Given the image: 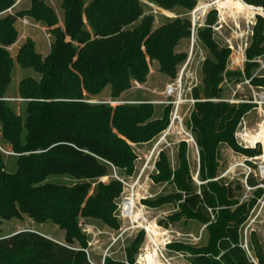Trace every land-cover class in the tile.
Listing matches in <instances>:
<instances>
[{"label": "trees", "instance_id": "1", "mask_svg": "<svg viewBox=\"0 0 264 264\" xmlns=\"http://www.w3.org/2000/svg\"><path fill=\"white\" fill-rule=\"evenodd\" d=\"M17 0H0V99L10 81L13 61L31 68L38 78L19 81L18 96L25 102L23 117L6 102L0 101V139L8 150L18 154L16 170L7 172L0 155V225L3 221L27 216L34 223L50 222L63 232V243L32 231L0 237V264H90L83 250L86 237L79 228V218L101 222L118 229L115 216L121 184L107 177L110 168L126 179L135 173L136 154L131 145L145 144L161 134L169 123L170 106L155 118L154 107L142 105L89 104L108 89L109 98L119 101L134 84L143 85L150 67H157L165 78L173 80L186 53L178 46L189 39V18L168 21L153 27V16L144 14L147 2L157 9L192 12L206 0H60L62 27L54 11L34 0L27 10L3 15ZM264 8V0H242ZM210 12L198 37L210 57L200 66V88L196 99H226L224 85L249 79L251 67L245 65L244 77L227 69L229 50L215 42L210 28L215 22ZM30 19L46 26L52 41L45 56L38 54L26 39L15 57L6 50L17 38V19ZM264 54V20L256 17L248 61ZM253 87L264 88V76L253 77ZM251 105L225 102H198L187 121V128L199 152L200 185L196 188L186 159V144L178 147V166L172 169L164 153L155 165L156 183L174 186L178 193L145 202L161 207L178 202L175 213L158 222L166 228L182 220L207 224V208L219 207L215 222L207 226V241L197 249L170 245L169 249L191 253V264H254L241 248L240 227L247 220L264 189L256 188L247 203L238 204L243 191L240 183H224L219 178V148L226 144L236 153L251 158L260 150L244 149L234 139L236 127ZM109 164V165H108ZM50 176H68L77 181L71 186L47 183ZM251 174L246 185L254 188ZM214 220V219H213ZM143 242L138 233L126 248L125 261L105 258L103 264H133ZM77 244L79 248H75ZM249 244L255 264H264V253L254 233ZM127 262V263H126Z\"/></svg>", "mask_w": 264, "mask_h": 264}, {"label": "rangeland", "instance_id": "2", "mask_svg": "<svg viewBox=\"0 0 264 264\" xmlns=\"http://www.w3.org/2000/svg\"><path fill=\"white\" fill-rule=\"evenodd\" d=\"M33 1L34 0H17L14 6L11 9L7 10L3 15L14 16L15 11L27 10L30 8ZM37 1L42 2L46 6H49L54 11L58 19V25L59 27H62L63 10L61 8L60 0ZM213 2H215L214 9L210 10L209 13L214 11V24L218 22L221 25L219 31H213L211 29L215 42L219 45V47L223 48H225L227 42L226 40L234 44L236 42V36L234 33L237 32V35L238 37H240L242 44L245 45L246 51V49L250 45L252 29L256 22V17H260L262 18V20H264V12L261 13V11L257 10H247L246 7L242 5V3H245L243 1L241 3L239 0H206L200 1L197 5H203ZM245 5L248 7H254L247 4ZM142 6L145 15L153 16L154 28L168 21H171L176 17H179L180 19H184L187 17L191 21V12L185 14L180 9H175L168 12L157 9L147 2L143 3ZM215 9H217L218 12L215 11ZM196 16H198L197 19L199 24L203 22V26L198 29L201 30L205 27L204 22L206 20V16L204 18L200 14V12L195 13V17ZM14 26L17 31L16 41L11 46L6 47V50L12 57L16 56L18 49L22 46L26 39H30L33 42L34 48L38 54H40L41 56H45L48 54L52 37L44 24L23 18L15 20ZM216 26H218V24ZM188 44L189 39H184L178 46V52L187 54ZM194 50L196 51V54L193 60V66H195V68L197 67L196 72L199 81L201 80V74L199 70L200 66L206 58L210 57V55L200 41L198 32L196 34ZM248 62L256 65L254 67H251L250 69V78L264 76V54ZM230 63L231 58L229 55L227 60V69L229 71L239 72L242 74V72L238 68H234V66H231ZM247 63L242 66L243 77L245 65ZM180 66L178 67V69L180 68ZM26 77L37 79L38 75L33 71V69L24 68L14 60L11 71V81L1 99H20L17 92V86L19 81ZM172 81L173 80L171 79L163 77L158 72L157 67L151 66L148 81L145 84L139 86L134 84V86L128 92L124 93L119 98V101H113V99L109 98V92L106 88L101 96L86 102L89 104H105L111 107L120 104H148L154 107L155 118H157L160 116L162 108L165 107L163 104H161V102L165 100L162 92L165 86ZM198 88H200V85L198 86ZM223 97H226L228 100L241 101L243 103L252 101L251 90L246 85L240 83L235 84V86L233 84L224 85ZM26 101L27 100H12L8 102H2H6L7 104H9V106L17 115L23 117ZM192 110L193 108L189 106H183L180 111L183 128L188 132L190 131L187 128V121L189 119V113H191ZM242 119L244 121L245 128L250 133L253 134L261 132L259 137L264 138V107H262V111L259 112L254 109L253 105H251ZM161 139L162 133L148 143L131 145L132 150L137 156V159L135 161V173L131 178L126 179L120 173L116 174L113 168H111V166L108 164V167L110 168L108 176L101 177L98 180L103 182H107L109 178L116 180L114 178L115 174L119 179L124 180L127 183L132 182L133 184L134 180L139 176V173L142 171L143 167L146 166L143 174H141L139 183L133 186V190L127 188L118 199V204L120 203L121 199L130 197L131 194H133L134 204H136V207L138 209L140 208V206H142L145 217H147L149 221H155L158 227L164 228L163 226L159 225L158 222L161 220L165 221L166 217L175 213L178 208V202L175 201L174 204H167L161 207H152L146 203H143V201L151 202L160 197L167 196L172 193H178L172 184L165 182L156 183L152 180L153 177L158 173L155 165L159 160V154L164 153L171 168L176 169V167L178 166V161L176 158L178 147L181 142H185V155L189 165L190 175L196 188L199 187L200 181L198 178L199 152L196 144L194 145L193 143L189 142L188 139L180 134L178 127H173L169 134L165 137V139ZM0 146L4 149L8 148V146L4 144L1 139ZM0 155L3 158L5 170L7 172H14L16 170V157H7L2 154ZM219 163V178L222 179L225 184L235 181L237 183H240L243 187V191L238 196L239 205L247 203V201L252 198L255 190L254 188L251 189L250 187H248L249 189H247L245 186L247 170L243 165L251 169L250 177L252 178V181L255 183V185L264 184V180H261L258 175V166H264V159L245 157L233 151L226 144H223L219 148ZM152 166L154 168H152ZM46 182L56 185L71 186L77 181L68 176H50L46 179ZM138 199L140 206L137 205ZM261 199H264V196H262ZM258 207L259 205H256L255 208L249 213L247 220L240 227L239 231L241 247L246 253L248 259L254 264V252L249 244L251 233H254L256 235V239L261 247L262 253H264V213H261L260 216L254 220V216L257 213ZM208 209L209 208L206 209V215L209 218V222L213 221L214 223L216 213L220 210V208H210V212L208 211ZM115 216L118 222V229H111L109 227H106L99 221L79 218V228L81 233L86 237L87 242L85 255L90 264H103L105 258L114 261L126 260V248L134 239L135 234L129 235L128 233H126L121 238H118L121 230L125 227V221L119 218L117 214H115ZM212 217L214 220L212 219ZM203 225L205 224H200L193 220H182L175 224H169L165 229L168 230L169 234L173 237L172 245H184L197 249L199 247H202L206 243L207 229H205L204 231L203 239L197 244H194L191 241L190 236H197ZM23 231H32L37 234H41L54 242H58L60 244L63 243V232L50 222L38 224L34 223L27 216H23L20 219L3 221L0 225V237H8L10 235ZM244 231H246V237H244ZM74 246L75 248H79L77 244H74ZM166 255L167 257L172 258L173 264H191L189 262L192 257L190 252H185L182 254L181 252L170 249V251H168Z\"/></svg>", "mask_w": 264, "mask_h": 264}, {"label": "built area", "instance_id": "3", "mask_svg": "<svg viewBox=\"0 0 264 264\" xmlns=\"http://www.w3.org/2000/svg\"><path fill=\"white\" fill-rule=\"evenodd\" d=\"M242 3V0H240ZM215 2L207 3L203 5H197L195 9L191 12L192 17L190 21V35H189V44H188V53L186 55V59L180 68L177 71L176 77L173 81L167 84L162 92L163 97L165 98L164 101L161 102L164 106H170L171 111L169 115V123L166 129L162 132V139L164 140L165 137L169 134L173 127L179 128V133L182 134L189 142L195 145V141L190 134V132L186 131L182 125V117H181V109L183 106H189L193 108V106L198 102L204 101H211V102H225L228 104H241V101H234L226 99H196L193 97L194 89L198 88L200 85V80L198 81L197 78V67L193 66V60L196 54L194 50V44L196 41V34L198 29L203 26L202 23H198V16L195 17V13L200 12V14L205 18L209 14V11L214 9ZM244 7L249 8V10H257L264 12V8L259 7H248L242 3ZM248 10V9H247ZM215 11L218 12L217 9ZM253 15V14H252ZM219 17V14H218ZM221 18V17H220ZM206 19V18H205ZM220 22V19H219ZM218 24V26H216ZM204 26L205 22H204ZM210 28L214 31H219L221 25L217 22L210 26ZM235 34L236 42L232 44L230 41L226 40L225 48L229 50V55L231 58V66L234 68H238L243 75L242 66L247 63V59L244 55L245 53V45L242 44L240 37H238L237 32ZM239 38V39H238ZM238 39V40H237ZM240 40V42H239ZM228 68V64H227ZM200 70V69H199ZM251 78L244 80L240 84L246 85L252 93V101L247 102L246 104L253 105L256 111L261 112L262 107H264V88L260 87H253L250 83ZM22 101L20 99H0V101ZM190 115V113H189ZM261 132L257 133H250L246 128L243 119L240 120L238 123L235 133L234 139L238 146L244 149H256L260 148L261 152L258 156L253 158L257 159H264V138L259 137ZM0 154L7 156V157H17L18 154L14 153L11 150L4 149L0 146ZM246 170V178L251 174V169L245 165H243ZM146 166L143 167L142 171L139 173V176L132 182L127 183L124 180L119 179L115 174L114 178L118 181L122 186V193L127 188L133 190V186L139 183L141 174H143L144 169ZM152 168H154L152 166ZM258 175L261 180H264V166H258ZM245 186L247 189L248 186ZM264 189V184L257 185L254 187ZM253 189V188H251ZM133 194L130 197H126L121 199L120 203L117 206L116 214L119 218L125 221V227L121 230L119 237L121 238L124 234L128 233L129 235H134V237L142 232L143 233V242L138 249L137 255L135 257V261L133 264H173L172 258L167 257L166 253L170 251L169 246L173 243V237L169 234L168 230L165 228L158 227L155 221H149L147 217H145L142 206L139 205V199L137 205L140 206L138 209L136 204L133 201ZM262 198V197H261ZM259 198L256 201L255 206L259 205L257 209V213L254 216V220L257 219L261 213H264V199ZM253 207V209L255 208ZM252 209V210H253ZM251 210V211H252ZM210 212V210L208 209ZM213 219V217H212ZM253 220V221H254ZM210 224V223H208ZM208 224L203 225L197 236H190L191 241L194 244L199 243L203 239V234L205 229L207 228ZM244 237H246V231H244ZM242 248V247H241ZM86 254V250H83Z\"/></svg>", "mask_w": 264, "mask_h": 264}, {"label": "bare ground", "instance_id": "4", "mask_svg": "<svg viewBox=\"0 0 264 264\" xmlns=\"http://www.w3.org/2000/svg\"><path fill=\"white\" fill-rule=\"evenodd\" d=\"M240 1V0H239ZM247 9H249V8H247Z\"/></svg>", "mask_w": 264, "mask_h": 264}]
</instances>
